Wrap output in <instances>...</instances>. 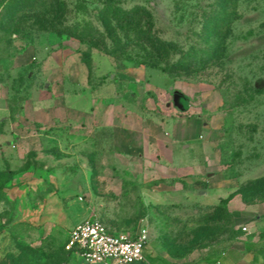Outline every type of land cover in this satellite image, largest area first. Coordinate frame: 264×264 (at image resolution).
I'll return each mask as SVG.
<instances>
[{"label":"rangeland","instance_id":"obj_1","mask_svg":"<svg viewBox=\"0 0 264 264\" xmlns=\"http://www.w3.org/2000/svg\"><path fill=\"white\" fill-rule=\"evenodd\" d=\"M103 1L0 0V88L13 91L10 116L0 120V264H80L65 245L76 225L95 218L112 231L146 232L147 261L131 264L182 262L233 235L234 219L224 206L197 220L166 202L172 199L161 191L175 181L146 177L153 170L148 155L139 149L129 154L123 140L114 139L111 124L128 115L172 125L197 116L208 122L220 162L211 174L204 171L205 184L228 192L223 203L236 195L244 203L264 202V0H233L239 15L222 58L175 83L160 67L116 59L67 38L51 26V14L38 11L56 3V13L70 24L93 17ZM116 1L126 10L146 7L162 38L187 47L203 28L199 16L217 12L222 0ZM29 48L34 60L17 66L15 57ZM89 54L90 70L84 63ZM175 89L182 93L179 105L183 94L189 96L187 112L173 101ZM92 91L105 103L82 128L70 112L90 113ZM51 94L65 97L68 118L56 113L50 125L42 113L25 119L31 95ZM52 105L44 100L38 108Z\"/></svg>","mask_w":264,"mask_h":264},{"label":"crops","instance_id":"obj_2","mask_svg":"<svg viewBox=\"0 0 264 264\" xmlns=\"http://www.w3.org/2000/svg\"><path fill=\"white\" fill-rule=\"evenodd\" d=\"M34 58V51L29 48L22 54H18L14 62L17 66H25L31 64ZM62 67L61 65L60 70ZM172 83L175 82L172 81ZM169 88L174 89L172 86ZM12 92L11 88H0L1 121L10 116ZM181 94L175 89L173 101L179 106V111L187 112L190 110L188 103L190 98L187 94H183L182 98L185 102L180 101L179 105L177 98ZM91 97L92 111L90 113L79 109L70 112L82 128L88 117L94 118V113L98 114L101 101L105 103V100L95 95L94 91ZM44 100L53 102L52 107L39 109L38 105ZM181 106H183L182 109ZM219 108L220 106H217L216 111H219ZM40 113L45 116L44 122L49 125L54 123L56 113L60 114L59 117L63 115L68 118L65 97L51 94L48 97L36 99L34 95H31V98L25 102L23 116L25 119L37 120ZM111 128H113L111 132L114 139L123 140V144L127 146V153L132 154L134 149H139L140 152L148 155L149 166L153 170L147 169L146 177H161L162 180L171 178L172 182L175 181L173 188H167L166 192L161 191L162 194L170 196L172 200L166 202L173 204L175 209L191 211L188 213L189 217L199 220L211 210L224 206L233 216L234 229L231 237L223 238L221 242L202 252L195 250L182 262L171 264H264V202L244 203L241 197L236 195L232 200L223 203L222 199L227 197L228 192L219 185H208V183L206 185L204 182V171L208 170L207 172L211 174V168L220 162L217 142L214 141L216 133L208 122H203L197 116L172 125L142 118L136 121L128 115L120 125L111 124ZM11 129H16V126L11 124ZM83 135L80 134L77 138L89 139V136L82 137ZM94 137V134L90 136L93 140ZM195 145H198V151ZM241 227L245 230L241 231ZM163 264L169 263L163 262Z\"/></svg>","mask_w":264,"mask_h":264},{"label":"trees","instance_id":"obj_3","mask_svg":"<svg viewBox=\"0 0 264 264\" xmlns=\"http://www.w3.org/2000/svg\"><path fill=\"white\" fill-rule=\"evenodd\" d=\"M232 2L222 0L217 12L202 13L199 17L203 28L199 33H193L197 41L187 47L181 42L162 38L155 29L153 14L143 6L126 10L116 0H104L93 17L82 15L70 24L67 17L56 13L59 8L56 3L38 11L46 10L51 14V26L59 27L58 32L67 38L88 44L91 49L96 47L116 59L125 58L146 68L160 67L176 82L202 74L209 64L215 65L222 58L228 38L232 35V24L239 15ZM62 5L67 7V3ZM16 17V13L11 16L13 21ZM84 63L90 70V54L85 57ZM0 187L5 188V185Z\"/></svg>","mask_w":264,"mask_h":264},{"label":"built area","instance_id":"obj_4","mask_svg":"<svg viewBox=\"0 0 264 264\" xmlns=\"http://www.w3.org/2000/svg\"><path fill=\"white\" fill-rule=\"evenodd\" d=\"M147 242L146 232L135 236L112 231L95 218L79 223L70 231L65 249L78 257L80 264H131L147 261L144 255Z\"/></svg>","mask_w":264,"mask_h":264}]
</instances>
